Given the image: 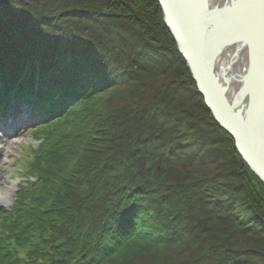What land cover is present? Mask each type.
<instances>
[{
	"label": "trees",
	"instance_id": "obj_1",
	"mask_svg": "<svg viewBox=\"0 0 264 264\" xmlns=\"http://www.w3.org/2000/svg\"><path fill=\"white\" fill-rule=\"evenodd\" d=\"M163 20L157 0H0V102L44 118L0 264H264V183Z\"/></svg>",
	"mask_w": 264,
	"mask_h": 264
},
{
	"label": "bare ground",
	"instance_id": "obj_2",
	"mask_svg": "<svg viewBox=\"0 0 264 264\" xmlns=\"http://www.w3.org/2000/svg\"><path fill=\"white\" fill-rule=\"evenodd\" d=\"M166 2L182 7V11L176 13L178 19L176 27L179 35L185 39L182 42L192 61L199 65L197 73L201 74L208 84L204 90L209 94L222 120L236 132L240 144L258 160L257 164L264 170V87L260 89L255 86L258 81L264 86V0H166ZM161 10L163 12L162 7ZM0 36L3 37L1 32ZM212 38L215 39L211 40ZM86 40L87 38H84L85 42ZM2 61H5L10 70L11 59L5 56L2 57ZM186 63L190 70L187 61ZM37 71L36 68L35 73ZM191 74L193 76L192 72ZM7 91L11 92L12 88ZM1 92L4 93V90ZM203 97L206 104L205 95ZM10 100L12 104L15 103L14 98ZM214 118L221 125L215 115ZM43 120L44 118L41 122ZM0 124V128H4L1 122ZM21 124V121L18 122V126ZM221 127L231 135L225 126ZM1 132L2 129L0 134ZM2 136L5 137L6 134L2 133ZM231 136L239 153L236 138ZM36 141L41 143L39 138ZM201 149L200 144L196 143L193 153L203 155ZM239 155L242 157L240 153ZM252 171L264 183L253 169ZM3 191L7 194L4 195ZM0 192V204L13 195V189L1 187ZM186 194L185 192L177 197L183 201ZM212 200L215 201L214 198ZM252 264L257 263L252 261Z\"/></svg>",
	"mask_w": 264,
	"mask_h": 264
},
{
	"label": "rangeland",
	"instance_id": "obj_3",
	"mask_svg": "<svg viewBox=\"0 0 264 264\" xmlns=\"http://www.w3.org/2000/svg\"><path fill=\"white\" fill-rule=\"evenodd\" d=\"M163 22H164L165 28L167 29L166 24H165V18H164ZM168 31H169V29H168ZM15 78H17V76H13L12 81ZM26 80L27 79L24 78V76H23L22 78L17 79L16 81L18 82L17 84L20 83L23 85L26 83ZM10 97H13V96H10ZM9 103H11V102H9ZM23 107H25V106H23ZM29 110L30 109L27 110L28 114H29ZM27 112L26 113L23 112V114L25 115V114H27ZM0 116H1L2 120H4L2 122V127H4V128H2V130L4 129V131H2L0 134V166H1V169H0V189H1V187H4L6 189H13L12 197H10V199H8L7 201L0 204V211H1L4 208H6L7 210L10 209V207L12 206V204L15 200V195H16L18 189L23 185L22 184V178H20L19 177L20 175L18 176L17 172H16V168H18V167L22 168L23 167V165H21V161H20V160H23L22 156L23 155H25V156L30 155V151H29L30 148H32V147L37 148L39 145V142L36 141L37 136H35L32 133V128L34 129V127H35L34 124H31V125L30 124L29 125L28 124H25V125L21 124L18 126L17 121H15V120H14L15 122L12 121L13 115L9 118V120H6L7 116L3 117L1 112H0ZM4 122L7 123V125H4L5 124ZM15 124H17V126ZM37 127H39V125ZM2 133H3V135L6 134V136L3 137ZM13 171H15V173H13ZM19 171H20V173H22L21 170H19ZM2 193L4 195L7 194L4 191Z\"/></svg>",
	"mask_w": 264,
	"mask_h": 264
},
{
	"label": "water",
	"instance_id": "obj_4",
	"mask_svg": "<svg viewBox=\"0 0 264 264\" xmlns=\"http://www.w3.org/2000/svg\"><path fill=\"white\" fill-rule=\"evenodd\" d=\"M167 1H169V0H167ZM158 2H159L160 7H162V9H163L166 27H167V29H169L173 38L175 39V41L178 45V49L180 50L184 59L188 62L190 70L193 73V78H194L195 82H197V86H198L200 93H203V95H205L206 104L211 109L212 113L215 115L218 122H220L221 125L225 126L226 129L231 133V135H233L234 138H236L237 149H238L239 153L242 155V157H244L245 161L249 164L250 167H252V169L256 172V174L264 180V170L259 166V164H257L258 160L254 156H252L248 152V150H245V146H242L240 144L238 135H236V132H234V130L229 125H227L225 121L222 120V118L220 117V114H218V112H217V109H216L214 103L211 102L209 94L206 93V91L204 90L206 87H208V84L204 80L203 76H201V74L199 75L197 73V72H199L198 71L199 65L194 64V62L192 61V58L189 55L188 50L186 49V47L184 46V43L182 42L185 39L183 38V36L179 35L178 30H177L178 28L176 27L177 22H178L177 21L178 19L176 18V13L178 11H182V7L179 6L178 4L173 5L171 2H169L170 3V5H169V3L166 2V0H158ZM172 8H173V12H172ZM214 39L215 38H212L211 40H214ZM210 43H211V41H210ZM252 82H254V81L252 80ZM255 86L257 88L260 87V89H262V87H264L262 85V83L259 81L256 82Z\"/></svg>",
	"mask_w": 264,
	"mask_h": 264
}]
</instances>
